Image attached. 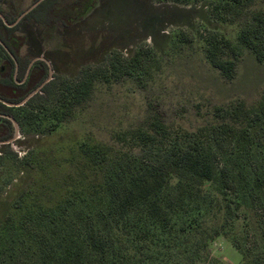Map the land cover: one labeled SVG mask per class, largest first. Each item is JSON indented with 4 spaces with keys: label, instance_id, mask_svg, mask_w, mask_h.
I'll use <instances>...</instances> for the list:
<instances>
[{
    "label": "trees",
    "instance_id": "trees-1",
    "mask_svg": "<svg viewBox=\"0 0 264 264\" xmlns=\"http://www.w3.org/2000/svg\"><path fill=\"white\" fill-rule=\"evenodd\" d=\"M211 13L236 27L234 39L210 31L203 37L204 58L223 80L235 77L243 50L264 62V0H213ZM139 57V51L127 58L113 53L106 68L82 69L78 79L61 81L50 105L41 101L50 97L52 80L39 87L48 67H36L22 93L11 82L12 89L0 92L8 101H22L38 90L18 107L0 103V112L20 127L47 120L51 133L89 103L105 69L118 80ZM210 111L212 120L193 130L155 112L143 125L113 132L110 145L80 143L82 168L71 176L73 192L54 210L32 217L36 231L27 236L34 248H12L13 260L0 264H222L209 251L221 235L241 253L240 264H264V94L256 105L238 98ZM4 120L0 138L8 139L13 125ZM51 138L37 147L59 141ZM15 186L10 196H18ZM79 188L88 209L65 214ZM2 222L9 226L15 219L7 214ZM21 225L26 228L27 220ZM6 233L1 230L0 239Z\"/></svg>",
    "mask_w": 264,
    "mask_h": 264
},
{
    "label": "rangeland",
    "instance_id": "rangeland-1",
    "mask_svg": "<svg viewBox=\"0 0 264 264\" xmlns=\"http://www.w3.org/2000/svg\"><path fill=\"white\" fill-rule=\"evenodd\" d=\"M98 1L90 10V0H0V12L16 18L27 9L26 19L37 21V25L20 21L15 33L31 37L22 55L33 58L43 49L50 61L48 80L53 84L50 97L42 103L50 105L61 81L78 79L82 69L106 68L113 53L124 58L140 53L129 74L116 80L111 70L105 69L106 77L95 78L89 103L55 131H47V120L40 126L15 124L12 138L0 142V231H7L0 239V262L13 260L12 248H34L27 236L32 228L36 231V223H30L32 217L41 210H54L73 192L76 178L71 176L75 172L79 176L82 168L80 143L110 145L113 132L143 125L155 112L168 124L193 130L212 120V105L242 98L252 106L264 94V62H257L250 52L242 51L231 81L223 80L204 58L207 32L232 39L236 35L235 26L214 18L213 0ZM61 15L71 22L62 23L56 18ZM47 24L50 30H45ZM45 32L51 34L50 40L44 39ZM3 37L0 32V39L5 40ZM47 137H52L50 142L59 141L38 148ZM88 182L89 176L83 180ZM15 185L18 196L26 193L23 201L17 195L10 196ZM74 193L65 214L88 209L81 189ZM7 214L15 219L13 225L2 224ZM24 220L26 228L21 225ZM209 251L222 264L242 261L241 253L226 236L217 237Z\"/></svg>",
    "mask_w": 264,
    "mask_h": 264
},
{
    "label": "flooded vegetation",
    "instance_id": "flooded-vegetation-1",
    "mask_svg": "<svg viewBox=\"0 0 264 264\" xmlns=\"http://www.w3.org/2000/svg\"><path fill=\"white\" fill-rule=\"evenodd\" d=\"M85 2H88V0H84V3ZM98 2V0H90V6H88V9L91 10L92 8L96 7ZM29 12L30 10L27 11V9H25L21 11L18 15H16V18L8 16L7 12H0V18L2 20V23L0 22V32H2L4 36L3 38H5V40L0 39V57L2 58L0 61V88L12 89V84L9 85L11 82L14 83L13 86H15L16 88V93H22L23 85L27 84L34 78V70L36 67H48V75L43 81V83L45 81H49L48 78L49 76H51L49 75V67H51V65L49 64L50 61L47 59L45 54H43V49H39L37 52H35V54H33L34 57L32 56L33 58L27 57L26 55H22L23 46L26 44V40H29L31 37H29L28 34L15 33V31L17 29V25L22 20L29 21L31 25H37L36 20L26 19V15L29 14ZM86 12L87 10L83 13L85 14ZM79 17L80 15L74 20H78ZM56 18L63 21L62 23H64L65 25L68 22H71L66 18V15L57 16ZM54 20L55 18L53 19V21ZM48 27L50 30V25L48 24L45 26V30H48ZM50 35L51 34H48V32H45L44 39L50 40ZM7 44L11 46L12 50L9 49ZM40 61H42L44 64ZM21 102L22 101H8L2 97V93L0 92V103L4 104L5 106L18 107L22 104ZM4 119H8L12 122L13 134L8 139L0 138V142L10 140L15 133V124L18 125L16 121H13V117L11 115L0 112V135L2 134V130H6L8 126V123L5 122Z\"/></svg>",
    "mask_w": 264,
    "mask_h": 264
},
{
    "label": "water",
    "instance_id": "water-1",
    "mask_svg": "<svg viewBox=\"0 0 264 264\" xmlns=\"http://www.w3.org/2000/svg\"><path fill=\"white\" fill-rule=\"evenodd\" d=\"M45 82H46V81H45ZM45 82H44V83H45ZM44 83H42L39 87H41ZM39 87H38V88H39ZM38 88L35 89L33 92H31L29 95H27V96L22 100V102H24V101H25L27 98H29L33 93H35V92L38 90ZM22 102H21V103H22ZM13 121H14V120H13ZM14 123H15V122H14Z\"/></svg>",
    "mask_w": 264,
    "mask_h": 264
}]
</instances>
